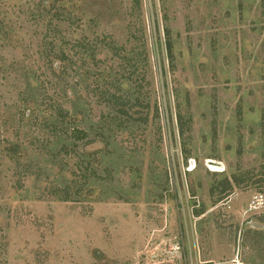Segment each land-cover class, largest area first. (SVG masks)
Returning <instances> with one entry per match:
<instances>
[{
	"label": "rangeland",
	"instance_id": "374dc122",
	"mask_svg": "<svg viewBox=\"0 0 264 264\" xmlns=\"http://www.w3.org/2000/svg\"><path fill=\"white\" fill-rule=\"evenodd\" d=\"M0 264H264V0H0Z\"/></svg>",
	"mask_w": 264,
	"mask_h": 264
},
{
	"label": "bare ground",
	"instance_id": "6f19581e",
	"mask_svg": "<svg viewBox=\"0 0 264 264\" xmlns=\"http://www.w3.org/2000/svg\"><path fill=\"white\" fill-rule=\"evenodd\" d=\"M210 162L212 163V166H215L217 164V162L213 161V160H210ZM215 168V167H213Z\"/></svg>",
	"mask_w": 264,
	"mask_h": 264
},
{
	"label": "trees",
	"instance_id": "16d2710c",
	"mask_svg": "<svg viewBox=\"0 0 264 264\" xmlns=\"http://www.w3.org/2000/svg\"><path fill=\"white\" fill-rule=\"evenodd\" d=\"M80 132H83L81 129H79Z\"/></svg>",
	"mask_w": 264,
	"mask_h": 264
}]
</instances>
